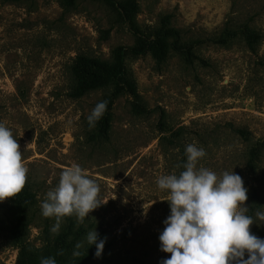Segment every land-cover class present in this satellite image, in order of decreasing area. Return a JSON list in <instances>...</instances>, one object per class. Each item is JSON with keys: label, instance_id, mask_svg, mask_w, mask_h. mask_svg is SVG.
Listing matches in <instances>:
<instances>
[{"label": "rangeland", "instance_id": "obj_1", "mask_svg": "<svg viewBox=\"0 0 264 264\" xmlns=\"http://www.w3.org/2000/svg\"><path fill=\"white\" fill-rule=\"evenodd\" d=\"M247 29L260 37L255 52ZM227 30L236 37L215 43ZM115 64L123 80L108 74ZM0 122L28 170L0 202V264L55 240L40 204L73 163L103 202L83 223L74 216L106 240L87 264H160L170 207L156 180L184 170L186 145L206 152L198 167L241 176L250 215L264 211V0H0ZM15 206L33 214L24 237L12 233ZM68 228L64 217L58 234ZM250 232L264 239V224Z\"/></svg>", "mask_w": 264, "mask_h": 264}, {"label": "clouds", "instance_id": "obj_2", "mask_svg": "<svg viewBox=\"0 0 264 264\" xmlns=\"http://www.w3.org/2000/svg\"><path fill=\"white\" fill-rule=\"evenodd\" d=\"M106 107V101H100L92 109L87 116L90 129L103 117ZM185 156L183 171L156 180L158 188L167 191L170 207L159 241L160 251L171 255L160 264H264V239L250 232L254 223L264 224V211L249 214L251 208L245 206L248 190L241 176L234 171L217 175L198 167L206 152L195 144L186 145ZM27 171L16 139L0 122V202L23 189ZM98 193L97 183L78 164L63 169L58 184L40 204L42 216L54 219L50 231L58 234L64 217L75 216L83 223L103 203ZM105 242L96 228L89 230L72 255L80 256L79 249L86 243L95 245V256L100 257ZM40 264H56V260L41 258Z\"/></svg>", "mask_w": 264, "mask_h": 264}, {"label": "trees", "instance_id": "obj_3", "mask_svg": "<svg viewBox=\"0 0 264 264\" xmlns=\"http://www.w3.org/2000/svg\"><path fill=\"white\" fill-rule=\"evenodd\" d=\"M177 34L178 33L175 30L170 29L161 32V36L165 39L176 37ZM243 36L248 48L252 52H255L256 47L259 44L260 37L255 32L248 29L244 31ZM225 37L234 38L236 37V33H232L231 30H227L224 36H221L219 40H214V42L218 44H225L227 41ZM110 71L111 72H109L108 74L111 73L113 77H118L119 80L124 79V69L121 68L120 64H115ZM125 85L132 93L135 92V86L133 82H131L130 80H126ZM236 132L242 135L245 134L240 129L236 130ZM256 155V151H253L250 154V167L254 166L253 163L256 161ZM30 197L33 198V200L35 199V197L33 196ZM27 199L29 198H26L25 200L27 203H32L31 200ZM15 208L18 210V215L15 214V223L12 233L17 236L23 234L24 237L27 233L26 231L33 223V214L26 208L21 209L17 206H15ZM65 219L66 221H68L70 228L62 230L60 234H55L54 236L57 235L55 237V240H50L49 246L44 249L33 250L28 248L27 246H23L18 257V264H40L41 258L47 257H54L56 260V264H87V261L90 259V257H93L95 255V245L90 247L86 243H83V246L79 249L81 253L80 256L74 257L71 252L75 250V245L78 242L84 241L87 230L81 226H78L74 216L65 217ZM88 253H91V256L87 255Z\"/></svg>", "mask_w": 264, "mask_h": 264}]
</instances>
